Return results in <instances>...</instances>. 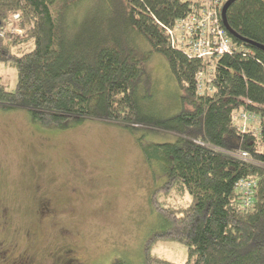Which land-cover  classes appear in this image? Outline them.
<instances>
[{
  "label": "trees",
  "instance_id": "obj_1",
  "mask_svg": "<svg viewBox=\"0 0 264 264\" xmlns=\"http://www.w3.org/2000/svg\"><path fill=\"white\" fill-rule=\"evenodd\" d=\"M192 2L0 0V64L17 72L14 91L0 83V110L24 109L49 129L95 119L172 133L173 143L141 148L166 174L149 199L166 225L146 241L143 264H182L153 256L159 242L185 246L192 261L183 264H264V51L242 41L264 46V0L228 7L236 36L227 33L233 50L218 59L188 58L170 45L165 29ZM82 5L78 20L72 12ZM138 39L165 59L176 85L178 107L168 115L145 107L148 53ZM29 41L30 51H14ZM251 180L254 204L243 208L237 185Z\"/></svg>",
  "mask_w": 264,
  "mask_h": 264
},
{
  "label": "rangeland",
  "instance_id": "obj_2",
  "mask_svg": "<svg viewBox=\"0 0 264 264\" xmlns=\"http://www.w3.org/2000/svg\"><path fill=\"white\" fill-rule=\"evenodd\" d=\"M86 9L82 5L72 15L80 20ZM137 42L148 53L151 97L145 107L168 115L178 107V91L167 63L142 39ZM32 47L29 41L14 51L20 55ZM0 83L14 91L13 66L0 64ZM175 141L172 133L95 119L43 128L24 109L0 110V251L7 256L1 264L20 257L23 264H111L115 258L143 264L146 241L166 225L149 204L166 174L141 148ZM236 156L250 161L245 152ZM44 198L51 213L38 216L37 200ZM152 255L192 261L179 243L159 242Z\"/></svg>",
  "mask_w": 264,
  "mask_h": 264
},
{
  "label": "built area",
  "instance_id": "obj_3",
  "mask_svg": "<svg viewBox=\"0 0 264 264\" xmlns=\"http://www.w3.org/2000/svg\"><path fill=\"white\" fill-rule=\"evenodd\" d=\"M224 1L206 0L200 5L192 4L191 12L186 17L176 20L172 27L165 29L170 45L188 58L218 59L223 54H230L233 50L232 42L220 18ZM246 116L251 118L242 115L245 119ZM254 186L248 181L238 183L243 208L253 205Z\"/></svg>",
  "mask_w": 264,
  "mask_h": 264
},
{
  "label": "flooded vegetation",
  "instance_id": "obj_4",
  "mask_svg": "<svg viewBox=\"0 0 264 264\" xmlns=\"http://www.w3.org/2000/svg\"><path fill=\"white\" fill-rule=\"evenodd\" d=\"M37 190H38V187H37ZM37 208H38V212H37V215L39 216L41 213H49V210H50V208H51V202L49 201V200H47V199H39V200H37ZM43 205H44V207H43ZM42 207L44 208V211H42ZM50 213H51V210H50ZM4 212H3V210L1 211V213H0V218H5L4 216ZM42 215V214H41ZM4 254H6L5 252H1L0 251V264L7 258V256H4ZM24 257H27V256H24ZM23 257H20L18 260H17V262L15 261V262H11V264H23V262L24 261H22L21 259H22ZM4 264H6V263H4Z\"/></svg>",
  "mask_w": 264,
  "mask_h": 264
},
{
  "label": "water",
  "instance_id": "obj_5",
  "mask_svg": "<svg viewBox=\"0 0 264 264\" xmlns=\"http://www.w3.org/2000/svg\"><path fill=\"white\" fill-rule=\"evenodd\" d=\"M235 0H226V2L223 4L222 6V9H221V21H222V25L223 27L225 28V30L227 31V33L230 35V36H236L234 34V32L229 28L227 22H226V18H225V15H226V11L228 9V7L234 2ZM243 42L247 43V44H250L262 51H264V46L262 45H259V44H256V43H253V42H250V41H247V40H243Z\"/></svg>",
  "mask_w": 264,
  "mask_h": 264
}]
</instances>
